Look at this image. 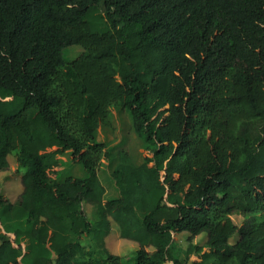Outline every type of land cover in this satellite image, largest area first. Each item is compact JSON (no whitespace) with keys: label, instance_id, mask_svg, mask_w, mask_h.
I'll return each instance as SVG.
<instances>
[{"label":"trees","instance_id":"trees-1","mask_svg":"<svg viewBox=\"0 0 264 264\" xmlns=\"http://www.w3.org/2000/svg\"><path fill=\"white\" fill-rule=\"evenodd\" d=\"M116 108L144 153L117 150L104 199L96 131ZM15 150L21 189L0 183V224L24 221L0 232V264H264V0H0V172ZM66 150L83 175L59 181ZM113 221L134 255L108 250ZM181 232L207 233L184 260Z\"/></svg>","mask_w":264,"mask_h":264},{"label":"rangeland","instance_id":"rangeland-1","mask_svg":"<svg viewBox=\"0 0 264 264\" xmlns=\"http://www.w3.org/2000/svg\"><path fill=\"white\" fill-rule=\"evenodd\" d=\"M82 51L79 45H69L62 49V55L65 60H71L76 57ZM110 125H102L96 131V138L99 141H103L108 147L111 148L112 156L108 160H103L98 169V178L105 187L103 195L104 199L117 197L118 189L114 184L111 177L112 169L116 163V152L119 149H124L136 162L142 161L144 153V141L140 138L132 129L131 119L128 110H122L120 108L113 109L110 117ZM16 150L8 155L9 166L7 169L0 172V183L3 191L10 196H14L21 189L20 177L22 169L18 166L16 160ZM60 165L58 166V173L56 175L57 180L61 181L67 175L81 176L83 175L82 167L80 164L72 163L69 157V151H64L59 155ZM13 200V199H11ZM82 209L89 218L93 217V207L88 202H82ZM229 217L236 225L243 224L245 220L244 215L237 210L232 212ZM24 221V215L20 212L6 213L3 216V221L0 224V232L9 234L17 227H21ZM188 232L175 233L171 237L170 249L174 257L184 260L186 258V248L192 244L203 245L207 239V233L201 232L196 235L192 241L188 240ZM21 234H18L20 236ZM237 236L233 235L230 241L233 242ZM20 238V237H18ZM106 246L108 250L114 254H118L122 257H129L134 255L137 248V242L131 239L123 238L119 235L118 225L113 221L109 235L105 238ZM82 244H90L92 239L90 237L83 236L80 239ZM152 250V248H149ZM39 251L37 247H33V252L26 257L25 263L30 260L31 255L34 252ZM194 254L189 256L188 264H192ZM164 264H171V262H165Z\"/></svg>","mask_w":264,"mask_h":264}]
</instances>
